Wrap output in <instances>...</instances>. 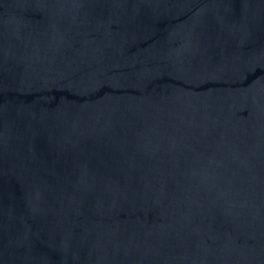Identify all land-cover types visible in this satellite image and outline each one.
Masks as SVG:
<instances>
[{
	"label": "water",
	"instance_id": "water-1",
	"mask_svg": "<svg viewBox=\"0 0 264 264\" xmlns=\"http://www.w3.org/2000/svg\"><path fill=\"white\" fill-rule=\"evenodd\" d=\"M0 264H264V0H0Z\"/></svg>",
	"mask_w": 264,
	"mask_h": 264
}]
</instances>
